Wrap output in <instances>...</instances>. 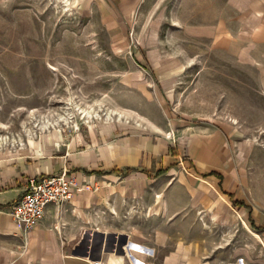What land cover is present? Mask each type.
<instances>
[{
	"label": "rangeland",
	"instance_id": "1",
	"mask_svg": "<svg viewBox=\"0 0 264 264\" xmlns=\"http://www.w3.org/2000/svg\"><path fill=\"white\" fill-rule=\"evenodd\" d=\"M133 142L117 240L264 264V0H0V159Z\"/></svg>",
	"mask_w": 264,
	"mask_h": 264
},
{
	"label": "crops",
	"instance_id": "2",
	"mask_svg": "<svg viewBox=\"0 0 264 264\" xmlns=\"http://www.w3.org/2000/svg\"><path fill=\"white\" fill-rule=\"evenodd\" d=\"M125 144L88 153H40L24 160L0 159V264H137L125 248L106 245L107 240L116 242V237L128 232L118 207L124 196H130L126 201L129 203L138 198L139 171L149 179L156 174L151 168L139 167L141 153L135 142ZM65 169L78 177L75 197L63 205L50 204L38 226L22 229L9 207L23 196L26 180L56 175ZM123 177L126 182L121 181ZM128 222L134 225L135 219ZM134 243L138 250L133 252L143 264H157L160 248ZM184 254L182 249L176 257L182 261ZM161 264H174L173 256Z\"/></svg>",
	"mask_w": 264,
	"mask_h": 264
},
{
	"label": "built area",
	"instance_id": "3",
	"mask_svg": "<svg viewBox=\"0 0 264 264\" xmlns=\"http://www.w3.org/2000/svg\"><path fill=\"white\" fill-rule=\"evenodd\" d=\"M78 190V177L68 169L56 175L32 176L26 180L23 196L9 207V212L22 229L31 230L39 225L50 204L71 202Z\"/></svg>",
	"mask_w": 264,
	"mask_h": 264
},
{
	"label": "bare ground",
	"instance_id": "4",
	"mask_svg": "<svg viewBox=\"0 0 264 264\" xmlns=\"http://www.w3.org/2000/svg\"><path fill=\"white\" fill-rule=\"evenodd\" d=\"M106 245H116V247L125 248L129 255V258L134 260L137 264H143L142 259H139L133 252V250H138V246L131 240L118 239L116 242L112 240H107Z\"/></svg>",
	"mask_w": 264,
	"mask_h": 264
},
{
	"label": "trees",
	"instance_id": "5",
	"mask_svg": "<svg viewBox=\"0 0 264 264\" xmlns=\"http://www.w3.org/2000/svg\"><path fill=\"white\" fill-rule=\"evenodd\" d=\"M128 171H129V169H128ZM213 175H218V176H220V174H218V173H212ZM226 194L227 195H229L231 198H232V200L234 201V204L236 205V206H239L240 208H242L243 206H245V204L242 202V201H239V200H236L235 198H234V196H233V194L232 193H230V192H226ZM253 224V226L255 227V223H252ZM257 228V227H256Z\"/></svg>",
	"mask_w": 264,
	"mask_h": 264
}]
</instances>
